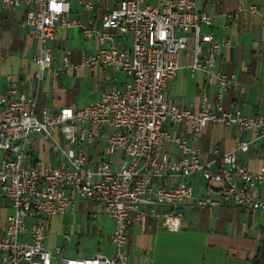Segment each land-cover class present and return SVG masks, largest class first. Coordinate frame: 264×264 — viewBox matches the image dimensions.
I'll use <instances>...</instances> for the list:
<instances>
[{
    "label": "built area",
    "instance_id": "obj_1",
    "mask_svg": "<svg viewBox=\"0 0 264 264\" xmlns=\"http://www.w3.org/2000/svg\"><path fill=\"white\" fill-rule=\"evenodd\" d=\"M92 11V0H79ZM239 8L243 4L239 3ZM25 8V23L32 28L38 46L32 55L35 77L42 78L50 66L52 47L59 27L79 25L67 19L70 0H0V8ZM252 15L255 3L246 7ZM212 15L196 6L195 0H117L98 21L81 24L86 40L97 42L94 53L79 63L62 56L61 69L74 72L79 65H112L128 80L101 92L99 98L79 108L64 105L51 111L17 89L14 82L0 91V197H6L12 212L6 226L0 227V264H126L125 244L130 228L146 218L169 230L184 228V207L198 208L235 205L264 211V165L251 171L237 157L246 151L247 141H238L229 151L219 152L215 167L201 160V151L183 134L170 135L163 121L185 123L198 132L208 123L227 127L258 129L264 135V116L240 110L208 106V94L200 95V109L176 105L168 95L179 68V52L192 36L193 60L187 68L200 70L208 85H217V96L235 84L233 74L214 68L216 58L229 40L218 41L211 33ZM188 33L177 34L176 30ZM129 35V46L118 43ZM208 52L201 56V45ZM58 131L66 145L54 137ZM40 134L60 154L57 164L39 166L27 162L32 137ZM103 141L95 158H89L85 145ZM172 140L175 151L163 148ZM199 181L192 184L191 176ZM172 178H175L174 180ZM210 182H218L217 187ZM77 200L90 205L85 217L108 215L114 220L110 254L67 257L61 246L54 252L46 245L49 218L73 210ZM159 207H168L162 211ZM172 208H180L174 212ZM23 235V237H22ZM68 240L69 235L64 234Z\"/></svg>",
    "mask_w": 264,
    "mask_h": 264
},
{
    "label": "crops",
    "instance_id": "obj_2",
    "mask_svg": "<svg viewBox=\"0 0 264 264\" xmlns=\"http://www.w3.org/2000/svg\"><path fill=\"white\" fill-rule=\"evenodd\" d=\"M95 7L86 11L79 0L65 14L67 19H74L77 24L70 27H59L55 38L49 42L52 47L50 66L43 71L41 79L35 77L36 64L32 55L37 49V39L32 28L25 23V8H0V91L14 82L19 91L37 101V108L46 104L51 111L69 105L79 108L90 101L97 100L102 91L113 85H123L128 77L112 65H95L88 68L79 65L72 73L61 69L62 56L68 55L71 61L79 63L88 53H94L97 42L86 40L81 31V24L89 19L98 21L100 16L116 5L117 0H92ZM196 6L212 15L210 26H203V32L211 33L218 41L229 40L216 58L214 68L233 74L235 84L217 96V85H207L200 70L191 72L187 68L193 60L194 42L188 36L186 48L179 52V68L176 70L173 83L168 86L170 99L178 106H189L193 112L200 109V95L206 89L208 106L223 109L240 110L245 114L264 116V0H195ZM239 3L243 8H239ZM255 3L258 11L250 15L246 7ZM177 34L182 30H176ZM188 33V32H187ZM118 43L129 46V35L122 34ZM208 52L206 43L201 45V56ZM171 136L183 134L191 146L199 148L201 160L211 162L215 167L217 153L232 150L238 141H247L246 151H238L237 157L251 171L264 165V135L258 129H245L241 132L235 127H227L221 122L208 123L200 131H193L185 123L171 124L163 121ZM54 137L61 145L65 144L62 135L56 131ZM103 141L97 139L94 144L85 145L89 158H95L102 148ZM163 148L175 151L172 140L164 143ZM60 154L51 149V144L40 134H34L30 143L27 162L39 166L44 162L57 164ZM173 180L175 178H172ZM200 180L197 174L190 178L192 184ZM217 187L218 182H210ZM79 206L82 202L77 201ZM86 202V201H85ZM89 204V203H88ZM12 207L6 197H0V227L6 226V214L3 212ZM90 205V204H89ZM88 205V207H89ZM87 207V208H88ZM170 210V208H169ZM85 217L84 220H88ZM106 217H111L106 215ZM185 227L174 231L185 234V264H250L251 257L257 248L264 243V211L249 210L235 205L198 208L184 207ZM158 225L151 218L130 228V235L135 231L134 242H126L128 249H152V242L146 233L154 232ZM169 230V229H168ZM173 231V230H171ZM181 231V232H180ZM112 233L108 238L111 241ZM129 237V235H127ZM23 237V235H22ZM112 251L110 250L108 254ZM191 257V258H190Z\"/></svg>",
    "mask_w": 264,
    "mask_h": 264
},
{
    "label": "rangeland",
    "instance_id": "obj_3",
    "mask_svg": "<svg viewBox=\"0 0 264 264\" xmlns=\"http://www.w3.org/2000/svg\"><path fill=\"white\" fill-rule=\"evenodd\" d=\"M77 0H70L71 5L75 6ZM182 33H187L182 31ZM2 150H0V156ZM79 201V200H77ZM82 206L76 202L73 210L53 215L47 224L48 238L46 245L54 252L56 245L61 246V254L67 257H87L94 253L108 254L113 249L112 243L108 238L114 229V220L106 215L91 216L87 221L84 220V212L87 210L88 202L80 200ZM159 210L167 211L168 207H159ZM174 212L180 208H172ZM10 211L7 209L2 213L3 218ZM2 212V211H0ZM10 213V212H9ZM181 230V229H180ZM178 230H168L165 227L157 226L154 232H147L152 249L140 250L128 249L126 264H185V234L174 232ZM130 232V230H129ZM181 232V231H180ZM69 235V239H64V234ZM127 242H134L136 232L131 235L128 233ZM191 258V257H190ZM52 264H55L53 259Z\"/></svg>",
    "mask_w": 264,
    "mask_h": 264
},
{
    "label": "trees",
    "instance_id": "obj_4",
    "mask_svg": "<svg viewBox=\"0 0 264 264\" xmlns=\"http://www.w3.org/2000/svg\"><path fill=\"white\" fill-rule=\"evenodd\" d=\"M250 264H264V243L257 248L255 254L250 259Z\"/></svg>",
    "mask_w": 264,
    "mask_h": 264
}]
</instances>
